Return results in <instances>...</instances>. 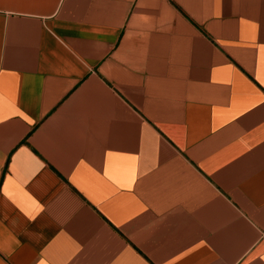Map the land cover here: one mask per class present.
<instances>
[{"label":"crops","instance_id":"0c3cea01","mask_svg":"<svg viewBox=\"0 0 264 264\" xmlns=\"http://www.w3.org/2000/svg\"><path fill=\"white\" fill-rule=\"evenodd\" d=\"M0 264H264V0H0Z\"/></svg>","mask_w":264,"mask_h":264}]
</instances>
